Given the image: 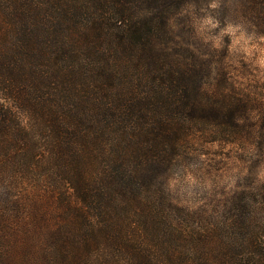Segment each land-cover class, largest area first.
<instances>
[{
  "label": "trees",
  "instance_id": "obj_1",
  "mask_svg": "<svg viewBox=\"0 0 264 264\" xmlns=\"http://www.w3.org/2000/svg\"><path fill=\"white\" fill-rule=\"evenodd\" d=\"M196 1L0 0V264H264L258 203L224 234L166 195L256 103L183 47ZM234 1L264 35V0Z\"/></svg>",
  "mask_w": 264,
  "mask_h": 264
},
{
  "label": "rangeland",
  "instance_id": "obj_2",
  "mask_svg": "<svg viewBox=\"0 0 264 264\" xmlns=\"http://www.w3.org/2000/svg\"><path fill=\"white\" fill-rule=\"evenodd\" d=\"M222 1L193 3L186 12L191 30L183 47L218 65L233 86L256 103L250 104L241 133L223 139L193 137L176 157L165 184L167 197L185 208V215L192 214L191 223L227 234L238 200L258 203L255 216L264 223V35L251 26L249 17L236 13L235 1L227 13L219 8ZM212 85L213 80H205L203 90L209 92Z\"/></svg>",
  "mask_w": 264,
  "mask_h": 264
}]
</instances>
